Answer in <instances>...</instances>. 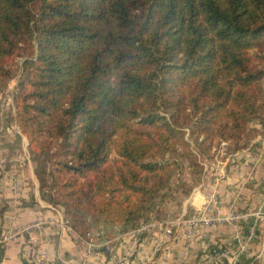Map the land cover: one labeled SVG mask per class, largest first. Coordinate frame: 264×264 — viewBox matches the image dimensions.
Returning a JSON list of instances; mask_svg holds the SVG:
<instances>
[{
  "label": "trees",
  "instance_id": "trees-1",
  "mask_svg": "<svg viewBox=\"0 0 264 264\" xmlns=\"http://www.w3.org/2000/svg\"><path fill=\"white\" fill-rule=\"evenodd\" d=\"M14 80L41 198L81 234L128 232L264 125V0H0Z\"/></svg>",
  "mask_w": 264,
  "mask_h": 264
},
{
  "label": "crops",
  "instance_id": "crops-1",
  "mask_svg": "<svg viewBox=\"0 0 264 264\" xmlns=\"http://www.w3.org/2000/svg\"><path fill=\"white\" fill-rule=\"evenodd\" d=\"M14 86L12 81L0 92V160H5L0 162V237L6 231L16 232L37 221L41 222L42 233L34 228L20 232L7 245L0 244V264H23L31 248L30 236L41 239L44 256L40 264H228L237 252L234 264H264V218L257 221L251 215L261 206L264 192V152L258 144L264 137V125L252 124L256 134L227 161L218 190V220L198 223L189 238L183 228L176 230L172 226L175 219L201 209L205 191H195L184 199L175 217L142 225L146 229L136 231L138 234L133 232L138 228L121 232L118 226L99 225L90 229L85 233L92 237L89 247L82 241L85 234L72 228L66 210L40 196L28 141L13 118ZM245 153L248 158H244ZM233 203L238 212L246 214L238 226L222 220ZM167 227L172 228V234H166ZM252 229L253 236L247 238ZM238 233L245 244L242 250L238 248ZM136 236L139 242H135ZM129 247L134 250L125 259L124 250Z\"/></svg>",
  "mask_w": 264,
  "mask_h": 264
},
{
  "label": "built area",
  "instance_id": "built-area-1",
  "mask_svg": "<svg viewBox=\"0 0 264 264\" xmlns=\"http://www.w3.org/2000/svg\"><path fill=\"white\" fill-rule=\"evenodd\" d=\"M258 144L260 145V148L264 152V137L259 139ZM229 146V143L227 141L220 140L219 144L214 148V156L211 161H205L203 162V174L201 177L200 182L197 184V186L193 189V192L195 191H205L204 193V203L201 206V209L196 212L195 214H186L182 215L181 217L175 219L172 223V226L178 230L180 228H183L185 230L184 235L186 237H190L194 231L195 226L198 223H201L203 225L205 224H211L215 220H218V213H219V208H220V199H219V186L221 183V180L224 178L226 174V166H227V161L231 157L236 156L238 153H232L230 154L227 150ZM248 158V153H245V157ZM4 159H1L0 162H4ZM254 167L251 166L250 168V173L253 172ZM251 215L255 216V219L257 221L261 220L264 218V192L262 195V200H261V206L256 209L255 212H253ZM246 217V214L240 213L236 210L235 204H231L230 211L222 218L224 222H226L228 225L232 226H238V222L242 220L243 218ZM39 229L41 231V222L37 221L34 224L27 225L21 230H18L16 232L13 231H6L3 233L0 237V244L2 245H7L10 241L14 240L20 232H30L32 229ZM69 231L73 232L72 228H68ZM146 229L145 226L139 227L137 230H134L136 234L139 232H143ZM138 233H137V232ZM166 234H172L173 230L171 227H167L165 229ZM42 233V231L40 232ZM254 230L252 229L249 236L247 238H251L253 236ZM237 242H238V248L239 250L244 249L245 244L244 240L241 239L240 234L238 233L237 235ZM82 241L87 245V246H92V237L90 236L89 233L82 235ZM135 242H139V237H135ZM41 244V239L40 238H35L30 236V245L31 248L29 249V254L26 260L23 262V264H40L42 263L43 260V250L42 247L40 246ZM108 251H110L107 248ZM134 248L129 247L124 250L125 254V259H129L130 256L133 253ZM238 252L233 256V259L230 263L228 264H234V259ZM223 255V254H222Z\"/></svg>",
  "mask_w": 264,
  "mask_h": 264
},
{
  "label": "rangeland",
  "instance_id": "rangeland-1",
  "mask_svg": "<svg viewBox=\"0 0 264 264\" xmlns=\"http://www.w3.org/2000/svg\"><path fill=\"white\" fill-rule=\"evenodd\" d=\"M18 61V63H21V61H22V58H20V59H18L17 60ZM15 81V80H14ZM185 174V176H184V178H186L185 180H187L188 179V177H187V173L185 172L184 173ZM196 187V185H194L192 188H191V191H190V193H192L193 192V189ZM190 193H189V195H190ZM188 195V196H189ZM187 196V197H188ZM187 197L185 198V200L187 199ZM184 200V201H185ZM170 202V201H169ZM168 203V202H167ZM165 203L161 208H164V211L163 212H161V214L159 215L160 216V218H163V219H165L166 217V219H168V218H173V217H175V215L177 214V211L179 210V208H180V205H178V204H174L173 202L171 203ZM182 205V204H181ZM157 219H155L154 220V222L156 221ZM109 226V228H111V226L110 225H108Z\"/></svg>",
  "mask_w": 264,
  "mask_h": 264
}]
</instances>
